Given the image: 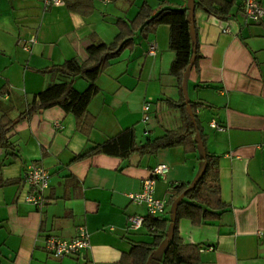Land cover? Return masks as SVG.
Instances as JSON below:
<instances>
[{
    "label": "crops",
    "instance_id": "crops-1",
    "mask_svg": "<svg viewBox=\"0 0 264 264\" xmlns=\"http://www.w3.org/2000/svg\"><path fill=\"white\" fill-rule=\"evenodd\" d=\"M166 1L186 8L189 17V0H93L87 13L65 3L0 0V118L12 121L6 133L11 146L0 148V179L7 180L0 185V264H120L131 243L150 242L144 225L127 229L128 217L147 215L146 206L129 194L139 192L152 169L163 164L169 169L154 180V196L166 203L172 185L192 183L202 170L200 147L193 153L169 147L125 159L107 154L73 158L127 127L143 142L179 126V109L172 103L185 100L182 85L187 101L201 103L196 117L205 149L217 160L225 206L200 223L181 218L179 236L198 245L199 264H264V17L244 20L241 0L227 19L193 7V45L201 57L182 83L169 71L175 56L169 27L159 25L146 37L136 34L133 45L96 79L88 133L58 105L26 114L40 91L62 79L42 70L70 59L81 64L93 42L113 41L118 19L132 20L143 2L156 8ZM259 2L264 6V0ZM31 37L35 40L28 43ZM152 42L157 48L151 56ZM73 85L83 91L88 82L76 78ZM148 97L156 99L143 121ZM212 120L223 130L211 127ZM31 162L50 175L41 210L25 200L30 187L24 172ZM78 226L88 232L87 249L61 259L48 255L46 237L71 239ZM162 256L163 247L157 248L148 264H161Z\"/></svg>",
    "mask_w": 264,
    "mask_h": 264
},
{
    "label": "trees",
    "instance_id": "trees-1",
    "mask_svg": "<svg viewBox=\"0 0 264 264\" xmlns=\"http://www.w3.org/2000/svg\"><path fill=\"white\" fill-rule=\"evenodd\" d=\"M92 1L64 0V3L72 10L87 13L92 8ZM237 1L193 0L195 7L219 19L229 18L231 9ZM240 4L238 3V7ZM162 24L169 27V47L175 54L169 71L179 83H182L183 74L189 66L191 57L194 55L191 66L195 67L201 57L198 49H194L187 9L176 7L167 1L160 3L156 8L143 2L132 20L118 19L116 21L118 33L112 42L108 44L93 42L87 49L88 58L81 64L70 59L42 70V72H54L62 79L40 91L27 105L26 114L30 115L58 105L65 112L74 115L78 129L88 133L93 123V116L88 112V104L99 90L96 85L99 73L109 65L112 59L119 56L123 49L133 45L136 34L146 37ZM76 78H83L88 82L86 89L78 91L74 88L73 83ZM172 104L179 109L180 114V124L176 128L166 130L161 136L147 138L142 142L137 140L133 127H127L73 158V161H78L95 154H107L125 159L132 153L154 154L159 149L176 146H181L185 153H193L199 147L202 150L205 170L196 184L191 188H189L190 182L171 186L166 202L167 211L160 216L146 215L144 218L143 225L148 229L152 240L131 243L130 250L122 255L120 264H148L153 251L163 243L170 232L173 205L183 192L176 208L172 236L163 246L161 264H199L198 245L183 242L178 233L177 223L181 218L189 219L192 223H200L214 217L215 212L222 210L225 206L220 199L217 160L205 149V137L196 117V109L201 103L181 100L179 103ZM187 106L190 107L194 119L189 115ZM11 126L12 121L7 117L0 118V148L7 149L11 146L6 137ZM6 182L7 180L0 179V185Z\"/></svg>",
    "mask_w": 264,
    "mask_h": 264
},
{
    "label": "built area",
    "instance_id": "built-area-1",
    "mask_svg": "<svg viewBox=\"0 0 264 264\" xmlns=\"http://www.w3.org/2000/svg\"><path fill=\"white\" fill-rule=\"evenodd\" d=\"M45 6L62 5L63 0H42ZM240 12L244 20L251 22H259L264 17V6L259 0H242L240 4ZM34 37L29 38L28 43H33ZM24 49L28 46L24 44ZM157 45L152 42L148 45L147 54L155 55ZM149 104L145 103L142 107L143 121L148 120ZM56 125H59L56 122ZM211 127L218 130H223V127L215 121L210 122ZM168 166L159 164L156 165L151 172V176L146 178L142 183V188L139 192L130 193L129 198L137 204H144L147 209V215L160 216L166 211V203L164 200L154 196V180L164 176L168 171ZM48 170L37 162H31L27 165L24 172V180L30 187V191L25 197V200L41 210L45 203L44 191L49 185ZM144 216L132 215L127 219V229H138L144 223ZM44 249L52 258L61 259L65 256L76 255L89 247V235L84 226H78L75 236L71 239H64L57 236H48L44 239Z\"/></svg>",
    "mask_w": 264,
    "mask_h": 264
},
{
    "label": "water",
    "instance_id": "water-1",
    "mask_svg": "<svg viewBox=\"0 0 264 264\" xmlns=\"http://www.w3.org/2000/svg\"><path fill=\"white\" fill-rule=\"evenodd\" d=\"M190 1V12H189V20H190V27H191V32H192V36L193 38L195 37V34H194V29H193V23H192V13H193V7H194V4H193V0H189ZM193 52H194V49H193ZM194 61V55L191 57L190 59V63H189V66L187 67L186 71L184 72L183 76L185 77L186 75V72L187 70L189 69V67L191 66V64L193 63ZM182 88L184 90V85H182ZM185 95V94H184ZM187 101L186 97H185V102ZM188 108V112H189V115L191 116L192 119H194L193 117V114H192V111L190 109L189 106H187ZM205 170V163L203 165V168L202 170L200 171V173L198 174V176L195 178V180H193V182L190 184L189 188H191L192 186H194L197 182V180L201 177V175L203 174ZM184 192L175 200L174 202V205H173V211H172V223H171V229H170V232L167 236V238L163 241V243L158 247V250L161 249L167 242L168 240L171 238L172 236V233H173V229H174V221H175V218H176V208H177V205H178V202L179 200L181 199V197L183 196ZM152 256V255H151ZM151 256L149 258V261L151 259ZM148 261V262H149Z\"/></svg>",
    "mask_w": 264,
    "mask_h": 264
},
{
    "label": "rangeland",
    "instance_id": "rangeland-1",
    "mask_svg": "<svg viewBox=\"0 0 264 264\" xmlns=\"http://www.w3.org/2000/svg\"><path fill=\"white\" fill-rule=\"evenodd\" d=\"M242 18H243V17H242ZM243 19H244V18H243ZM181 88H182V86H181ZM182 91H183V93L185 94L186 99H188V98H187V93H186L185 88H184V90H183V88H182ZM155 99H156V98H151V99H150V98L148 97V98L145 100V101H146L145 103H148V104L150 105V103L155 102ZM147 115H148V117H149V114H147ZM140 124H141V122H140Z\"/></svg>",
    "mask_w": 264,
    "mask_h": 264
}]
</instances>
